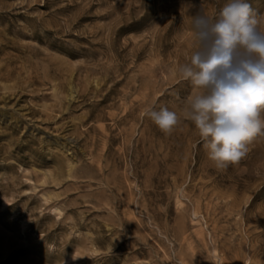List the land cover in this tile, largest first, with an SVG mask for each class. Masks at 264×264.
<instances>
[{"label": "rangeland", "instance_id": "1", "mask_svg": "<svg viewBox=\"0 0 264 264\" xmlns=\"http://www.w3.org/2000/svg\"><path fill=\"white\" fill-rule=\"evenodd\" d=\"M226 2L0 0V264H264V136L218 169L184 116Z\"/></svg>", "mask_w": 264, "mask_h": 264}, {"label": "clouds", "instance_id": "2", "mask_svg": "<svg viewBox=\"0 0 264 264\" xmlns=\"http://www.w3.org/2000/svg\"><path fill=\"white\" fill-rule=\"evenodd\" d=\"M192 50L179 74L197 90L184 116L198 130L218 169L238 164L254 139L264 136V15L250 0H227L209 17L192 16ZM146 115L164 133L180 117L168 107Z\"/></svg>", "mask_w": 264, "mask_h": 264}]
</instances>
